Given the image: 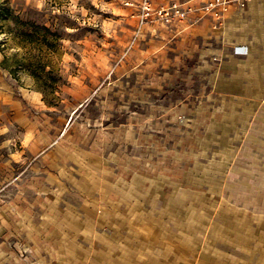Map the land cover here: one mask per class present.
I'll return each mask as SVG.
<instances>
[{
    "label": "rangeland",
    "instance_id": "rangeland-1",
    "mask_svg": "<svg viewBox=\"0 0 264 264\" xmlns=\"http://www.w3.org/2000/svg\"><path fill=\"white\" fill-rule=\"evenodd\" d=\"M144 1L0 0V150L34 133L74 196L134 175L201 253L264 264V0L195 25Z\"/></svg>",
    "mask_w": 264,
    "mask_h": 264
},
{
    "label": "crops",
    "instance_id": "crops-1",
    "mask_svg": "<svg viewBox=\"0 0 264 264\" xmlns=\"http://www.w3.org/2000/svg\"><path fill=\"white\" fill-rule=\"evenodd\" d=\"M33 136L17 160L7 146L0 150V264H231L224 251L209 257L174 224L154 220L160 210L148 208V186L137 187L134 175L113 181L102 174L86 197L74 196L66 181L58 187L50 177L56 150Z\"/></svg>",
    "mask_w": 264,
    "mask_h": 264
},
{
    "label": "built area",
    "instance_id": "built-area-1",
    "mask_svg": "<svg viewBox=\"0 0 264 264\" xmlns=\"http://www.w3.org/2000/svg\"><path fill=\"white\" fill-rule=\"evenodd\" d=\"M254 0H181L163 7L157 12L152 8L151 0L143 3L144 19L153 16L161 18L171 24L178 18L181 22L195 25L207 17L223 22L233 12L235 16L246 13L249 5ZM240 51H242L240 49ZM241 54V53H240ZM13 151V146L10 147Z\"/></svg>",
    "mask_w": 264,
    "mask_h": 264
}]
</instances>
